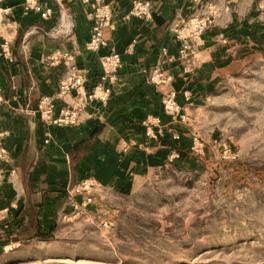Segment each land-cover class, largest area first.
Returning a JSON list of instances; mask_svg holds the SVG:
<instances>
[{"label": "rangeland", "instance_id": "rangeland-1", "mask_svg": "<svg viewBox=\"0 0 264 264\" xmlns=\"http://www.w3.org/2000/svg\"><path fill=\"white\" fill-rule=\"evenodd\" d=\"M208 2L214 83L166 158L86 206L69 190L48 237L1 211L0 239L22 238L0 264H264V0Z\"/></svg>", "mask_w": 264, "mask_h": 264}, {"label": "crops", "instance_id": "crops-1", "mask_svg": "<svg viewBox=\"0 0 264 264\" xmlns=\"http://www.w3.org/2000/svg\"><path fill=\"white\" fill-rule=\"evenodd\" d=\"M94 1L38 0L51 9L45 19L26 10V0L1 2L11 8L0 25V212L13 213L5 222L20 226L22 212L25 227L48 231L69 190L83 178H94L98 187L117 188L149 172L166 158L171 149L166 143L177 130L164 113L165 95L175 90L189 109L213 86L218 50L208 36L186 61L178 58L180 46L171 30L178 16L199 12L208 0H150L149 19L127 17L132 0H103L115 20L104 32L107 45L97 53L85 48ZM6 41L8 53L3 51ZM114 51L122 66L106 103L86 105L77 125L59 127L40 119L41 95L55 94L66 76V60L56 61L62 53L72 55L87 75L81 95L74 92L58 100L60 106H73L83 102L97 81L99 56ZM167 55L175 60L162 64ZM158 65L172 76L169 84L150 80Z\"/></svg>", "mask_w": 264, "mask_h": 264}, {"label": "built area", "instance_id": "built-area-1", "mask_svg": "<svg viewBox=\"0 0 264 264\" xmlns=\"http://www.w3.org/2000/svg\"><path fill=\"white\" fill-rule=\"evenodd\" d=\"M0 0V25L6 21V17L11 13V8L3 6ZM26 10L36 11L42 18H47L50 8H42L38 0H26ZM153 13V3L150 0H132L127 17H136L140 19H149ZM93 26L89 39L85 43V48L91 52H99L107 45L105 38V29L114 25L115 15L109 4L103 0L93 2L91 12ZM212 20L209 17H201L198 13H192L188 16H178L171 27L174 37L179 42L178 58L190 61L196 53V48L200 46L201 39L205 31L211 25ZM4 53L9 51V43L6 41L3 45ZM167 53L166 51L164 52ZM66 60L68 67L65 78H63L55 94H43L39 99L37 108L40 119L47 125L59 127L77 125L80 122L81 111L91 103H106L113 92V84L117 79L118 71L122 66L121 55L118 52H109L102 54L98 58V79L89 91H86L83 102L77 105H59L58 100L65 95L74 92L81 95L80 89L84 88L87 81V75L82 73L77 67L72 55L62 53L58 60ZM173 56H166L162 64L174 61ZM172 76L168 74L163 65H158L152 69L150 80L155 84L165 85L172 81ZM4 102V95L0 86V105ZM164 113L173 123L186 122L187 111L184 105L178 99V93L175 90L168 92L163 99ZM151 134L150 131L147 132ZM174 138L179 135L174 134ZM4 154L0 149V156ZM177 157V155H175ZM98 184L92 177L83 178L76 184L72 191L75 194L83 196L82 205H88L92 200V193ZM7 210V209H6Z\"/></svg>", "mask_w": 264, "mask_h": 264}, {"label": "trees", "instance_id": "trees-1", "mask_svg": "<svg viewBox=\"0 0 264 264\" xmlns=\"http://www.w3.org/2000/svg\"><path fill=\"white\" fill-rule=\"evenodd\" d=\"M22 214V216L20 217V220H19V224H20V226H19V231L21 232V230H23V229H25L26 227L24 226V224H23V217H24V213H22V212H20L19 214H18V216L19 215H21ZM35 229H38L39 230V228H35ZM34 234H35V236L36 235H40V236H45V237H48L49 235L48 234H44V233H41V231H35L34 232ZM22 237H17V238H14V239H0V244H2V245H4V244H6V243H8V242H10V241H17L18 239H21Z\"/></svg>", "mask_w": 264, "mask_h": 264}]
</instances>
